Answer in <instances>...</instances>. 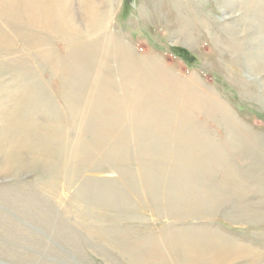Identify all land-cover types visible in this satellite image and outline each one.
<instances>
[{
    "label": "rangeland",
    "instance_id": "obj_1",
    "mask_svg": "<svg viewBox=\"0 0 264 264\" xmlns=\"http://www.w3.org/2000/svg\"><path fill=\"white\" fill-rule=\"evenodd\" d=\"M0 264H264V0H0Z\"/></svg>",
    "mask_w": 264,
    "mask_h": 264
}]
</instances>
